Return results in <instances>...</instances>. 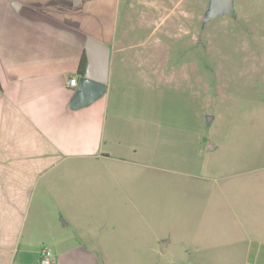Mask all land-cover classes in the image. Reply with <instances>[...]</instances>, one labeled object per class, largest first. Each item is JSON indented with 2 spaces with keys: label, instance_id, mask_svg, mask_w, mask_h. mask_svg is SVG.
Returning <instances> with one entry per match:
<instances>
[{
  "label": "rangeland",
  "instance_id": "obj_1",
  "mask_svg": "<svg viewBox=\"0 0 264 264\" xmlns=\"http://www.w3.org/2000/svg\"><path fill=\"white\" fill-rule=\"evenodd\" d=\"M115 5L114 46L129 48L147 72L161 67L155 93L142 80L156 144L127 161L53 167L47 176L66 182L37 211L35 238L54 247L53 220L85 255L186 264L203 254L206 209L227 210L229 241L238 217L257 213L264 226V0H230L218 13L216 0Z\"/></svg>",
  "mask_w": 264,
  "mask_h": 264
},
{
  "label": "crops",
  "instance_id": "obj_2",
  "mask_svg": "<svg viewBox=\"0 0 264 264\" xmlns=\"http://www.w3.org/2000/svg\"><path fill=\"white\" fill-rule=\"evenodd\" d=\"M115 7V0H0V264H40L46 245L35 238L36 213H45L52 189L66 182L47 176L53 167L84 159L127 161L156 144L158 127L142 111L148 88L142 80L150 79L155 93L164 84L161 67L147 72L129 48L111 47L106 92L89 105L71 106L77 86L69 80H79L88 38L112 45ZM226 212L205 210L203 254L186 264H264L258 214L238 217L229 241ZM65 225L49 223L54 264L131 263L83 254ZM164 259L138 258V264H180L179 258Z\"/></svg>",
  "mask_w": 264,
  "mask_h": 264
},
{
  "label": "water",
  "instance_id": "obj_3",
  "mask_svg": "<svg viewBox=\"0 0 264 264\" xmlns=\"http://www.w3.org/2000/svg\"><path fill=\"white\" fill-rule=\"evenodd\" d=\"M230 0H216L214 13L221 12L228 7ZM111 46L99 39L89 37L86 54L88 64L86 72L79 76L77 91L71 101L73 108H79L97 100L107 90V81L109 76ZM211 116H208V119ZM211 147L212 144L210 143Z\"/></svg>",
  "mask_w": 264,
  "mask_h": 264
},
{
  "label": "built area",
  "instance_id": "obj_4",
  "mask_svg": "<svg viewBox=\"0 0 264 264\" xmlns=\"http://www.w3.org/2000/svg\"><path fill=\"white\" fill-rule=\"evenodd\" d=\"M78 77H71L69 84L73 87L78 85ZM54 252L50 247H43L40 252V264H54Z\"/></svg>",
  "mask_w": 264,
  "mask_h": 264
},
{
  "label": "trees",
  "instance_id": "obj_5",
  "mask_svg": "<svg viewBox=\"0 0 264 264\" xmlns=\"http://www.w3.org/2000/svg\"><path fill=\"white\" fill-rule=\"evenodd\" d=\"M87 64H88V58H87V54L86 51H84L82 57H81V61L79 64V69H78V74L79 75H83L86 72V68H87Z\"/></svg>",
  "mask_w": 264,
  "mask_h": 264
},
{
  "label": "flooded vegetation",
  "instance_id": "obj_6",
  "mask_svg": "<svg viewBox=\"0 0 264 264\" xmlns=\"http://www.w3.org/2000/svg\"><path fill=\"white\" fill-rule=\"evenodd\" d=\"M111 47H114V44L112 43Z\"/></svg>",
  "mask_w": 264,
  "mask_h": 264
}]
</instances>
